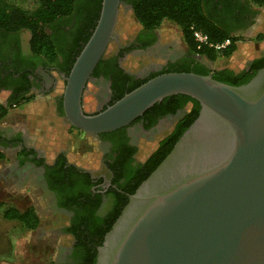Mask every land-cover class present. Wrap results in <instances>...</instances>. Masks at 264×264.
Segmentation results:
<instances>
[{
	"label": "water",
	"instance_id": "1",
	"mask_svg": "<svg viewBox=\"0 0 264 264\" xmlns=\"http://www.w3.org/2000/svg\"><path fill=\"white\" fill-rule=\"evenodd\" d=\"M121 0H102L95 27L65 80L69 125L99 135L122 129L164 98L200 107L170 153L105 234L95 264H264V67L231 86L211 75H158L97 114L82 94L113 38Z\"/></svg>",
	"mask_w": 264,
	"mask_h": 264
},
{
	"label": "flooded vegetation",
	"instance_id": "2",
	"mask_svg": "<svg viewBox=\"0 0 264 264\" xmlns=\"http://www.w3.org/2000/svg\"><path fill=\"white\" fill-rule=\"evenodd\" d=\"M203 3L206 15L216 20L231 37L247 36L258 27L260 8L249 0H203ZM130 15L134 17L131 5L121 2L113 38L83 89L81 104L87 114L104 111L114 104L116 96L125 88L153 74L170 70L182 71L185 66L192 68L196 64L209 68L203 58L192 55L182 37L183 46H176V42L170 38L165 39L163 24L152 34L144 32L138 24L133 35L123 42L118 25L121 20L122 23L127 21ZM86 26L87 22H77L73 16L56 23L50 35L60 54L57 61L50 65L36 60L31 53L28 31L23 30L13 35L0 33L2 105L7 106L11 97H22L21 103L30 101L32 96L44 97L41 102L44 110L41 129L80 132L82 137L92 140L94 149L91 153L98 159L97 168L92 169L69 161L63 150L50 158L42 148L36 147L33 141L30 142L33 130L0 128V153L5 154V150L14 149L19 155L17 164L9 171L14 175L10 176L11 179H14L16 186L28 184L41 189L46 199V208L61 221L58 231L61 242L51 264H85L87 251L78 245L75 236V233L83 236L81 229L85 231L86 226L83 224L86 223L83 219L85 215L78 214L80 209H89L100 220L106 221L108 213L114 211L129 196L125 188L131 187L133 183L129 184L130 181L126 180L127 167L143 163L150 146L153 148H150L149 153L163 137L176 129L189 109L181 100L160 103L157 109L143 113L129 125L119 129L121 131L109 132L103 137H100L102 134L90 135L71 127L63 112L64 79L68 77L78 57L76 52L83 44ZM251 62L249 60L247 66ZM20 104L13 105L8 112L18 108ZM174 107V112H171ZM58 157L65 162L63 168H75V177L66 184L73 191L61 190L66 185H58V179L54 181L51 176L52 166L59 161ZM67 203L70 204V209L67 208ZM36 217L39 221L37 214ZM37 230L38 227L33 231ZM84 234L89 233L85 231Z\"/></svg>",
	"mask_w": 264,
	"mask_h": 264
},
{
	"label": "trees",
	"instance_id": "3",
	"mask_svg": "<svg viewBox=\"0 0 264 264\" xmlns=\"http://www.w3.org/2000/svg\"><path fill=\"white\" fill-rule=\"evenodd\" d=\"M249 1L260 9L264 8V0ZM101 2L102 0H0V33L2 35H13L23 30L28 31L30 34L29 45L31 53L36 60L50 65L57 61V57L60 54L54 38L50 35L56 23L59 20L72 16L77 22H81V20L87 22L85 38L82 40L83 44L80 45V49L76 52V56H78L96 25ZM121 2L131 5L134 18L144 32L152 34L162 26L164 21L173 23L180 31L183 42L187 45L193 56L205 58L207 61L213 63L218 59L230 58L236 51V44L239 37H231L216 20L206 15L203 8V0H121ZM194 31L206 35L211 43H221L225 40H229L230 43L227 47L219 51L209 47L197 49L193 40ZM263 67L264 56L252 59L251 64L239 72L231 69L212 71L204 65L196 64L192 68L185 66L182 71L170 70L164 73L185 72L203 76L211 75L218 82L231 86H240L249 82L256 72ZM164 73L153 74L143 81L133 83L119 93L113 103L148 80ZM22 99V97H11L8 100L7 106L0 104V124L7 116L9 108L13 105H19ZM176 100H181L182 103L189 106V109L179 121L176 129L158 142L155 149L148 153L143 163L127 167L126 180L130 181L129 184L133 183L131 187L125 188L128 191V195H132L137 187L157 168L170 153L184 131L197 118L200 110L199 104L190 97L183 95L164 98L144 113L147 114L157 109L160 103H170ZM175 107L170 111L174 112ZM106 135L105 133L100 135V137ZM1 139L0 136V141ZM3 156L0 153V159ZM64 164V160L59 158V161L52 166L51 176L54 181L58 179V185L69 184L75 177L73 171L75 168L71 166L63 168ZM64 189L67 191L72 190L71 186L67 185L61 187V190ZM74 199L76 198L74 197ZM127 201L128 198L125 197L124 202H121L114 211L108 213L109 216L106 221L100 220L89 209H80L78 214L81 216L85 215L83 219L86 223H83L84 221L82 223L86 225L85 231H88L89 234L85 235L84 229H81L83 236L77 235L76 233L75 236L78 240V245L83 246L87 251L85 264L96 263V249L101 246L105 234L111 229L113 223L127 204ZM70 204L72 203L70 202ZM70 204H66V206L68 205V209H70ZM80 207L85 208L86 206ZM3 215L7 220H14L21 223L25 230H34L37 227L38 219L33 209L19 212L13 208H9Z\"/></svg>",
	"mask_w": 264,
	"mask_h": 264
},
{
	"label": "rangeland",
	"instance_id": "4",
	"mask_svg": "<svg viewBox=\"0 0 264 264\" xmlns=\"http://www.w3.org/2000/svg\"><path fill=\"white\" fill-rule=\"evenodd\" d=\"M125 21V20H124ZM258 27L247 36L239 37L236 51L228 59H218L209 62L203 58L212 71L231 69L235 72L246 68L247 62L264 56V8L258 13ZM124 23V24H123ZM118 25L119 36L125 42L138 28L135 18L129 19ZM163 32L165 39H172L176 46L181 45V33L169 21H164ZM0 96V103H3ZM30 101L23 102L18 108L9 111L0 124V128L31 129L30 142L42 148L51 158L54 153L63 150L67 153L68 160L96 169L98 159L91 153L94 143L91 139L82 137L80 132L62 129H41L43 122L44 97H31ZM151 148V146H150ZM147 151H151V148ZM5 157L0 161V209L2 206L13 208L20 212L33 209L40 219L37 231L25 230L17 221H6L0 215V264H51L57 256L58 246L61 242L58 231L60 220L46 208L44 192L32 185H19L13 182L9 171L17 164L19 155L17 150H5ZM146 153V154H147ZM5 175V177H4ZM43 197V198H42ZM28 208V209H27ZM37 224V225H38ZM9 248V249H8Z\"/></svg>",
	"mask_w": 264,
	"mask_h": 264
},
{
	"label": "built area",
	"instance_id": "5",
	"mask_svg": "<svg viewBox=\"0 0 264 264\" xmlns=\"http://www.w3.org/2000/svg\"><path fill=\"white\" fill-rule=\"evenodd\" d=\"M193 40L196 44L197 49H200L202 47H209V48H212L216 51L224 49L230 43L229 40H225L221 43H211V42H209L206 35L202 34L201 32H198V31L193 32Z\"/></svg>",
	"mask_w": 264,
	"mask_h": 264
},
{
	"label": "crops",
	"instance_id": "6",
	"mask_svg": "<svg viewBox=\"0 0 264 264\" xmlns=\"http://www.w3.org/2000/svg\"><path fill=\"white\" fill-rule=\"evenodd\" d=\"M3 154V153H2ZM4 156H3V158L2 159H0V161H2L3 159H6V157H5V154H3ZM1 179H2V177H1ZM0 179V181L2 182V180ZM10 207H7V206H2L1 207V209H0V215H2V216H4L3 214H4V212L7 210V209H9ZM20 212V211H19ZM6 221H14V220H7V219H5ZM2 236L3 235H1L0 234V239L2 238ZM9 249V248H8ZM1 259V258H0Z\"/></svg>",
	"mask_w": 264,
	"mask_h": 264
}]
</instances>
